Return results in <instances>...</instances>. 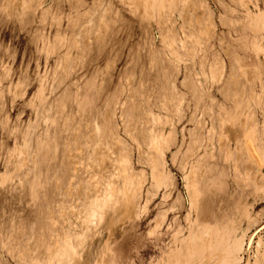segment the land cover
<instances>
[{
  "label": "rangeland",
  "instance_id": "374dc122",
  "mask_svg": "<svg viewBox=\"0 0 264 264\" xmlns=\"http://www.w3.org/2000/svg\"><path fill=\"white\" fill-rule=\"evenodd\" d=\"M0 264H264V0H0Z\"/></svg>",
  "mask_w": 264,
  "mask_h": 264
}]
</instances>
